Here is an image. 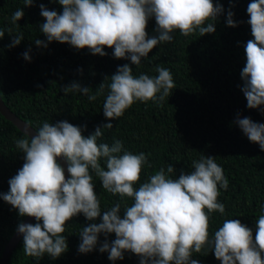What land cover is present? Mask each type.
Instances as JSON below:
<instances>
[{"label": "clouds", "instance_id": "clouds-1", "mask_svg": "<svg viewBox=\"0 0 264 264\" xmlns=\"http://www.w3.org/2000/svg\"><path fill=\"white\" fill-rule=\"evenodd\" d=\"M33 2L24 0V5L31 7ZM57 2L62 7L61 13L40 5L44 19L40 31L46 42L36 39L37 47L46 48L56 41L76 50L87 48L92 55L101 57L107 55L104 48H110L115 59L130 61L119 66L106 85L102 109L107 121L122 117L136 102L160 105L176 87L167 68L157 65L156 76L137 77L130 65L139 66L157 45L171 43L174 32L184 37L213 34L215 22L224 12L222 5L213 0ZM246 11L252 39L244 46L246 63L240 72L243 82L240 90L248 109L264 113V0H252ZM23 16L24 12L17 9L11 17L12 24L17 25ZM233 16L229 9L227 27L238 26ZM151 19L156 25L153 36L146 31ZM4 34L0 30V39ZM22 40L23 34L14 35L8 47L18 46ZM23 58L30 60L28 52ZM98 88L93 94L89 87L72 82L60 90L64 94L78 92L93 102L103 94L105 84L102 82ZM235 123L249 142L264 151V123L239 116ZM112 128L111 122L105 123L85 137L81 127L66 120L55 124L45 121L34 134L25 131L21 138L14 139L24 162L8 181V192L0 193V199L16 210L19 217L36 221L19 223L16 229L23 238L25 256L41 259L48 255L53 260L60 257L68 247L63 235L66 224L82 214L91 223L79 232L81 254L96 249L98 237L103 234L105 240L98 251L108 253L109 261L113 262L123 260L124 253L130 252L139 258V264H200L192 258L193 253L210 249L220 264H264V204L255 221L254 237L252 229L239 219H225L210 237V215L225 213L218 197L220 189L227 190L229 184L216 158L201 155L192 162L193 170L187 174L181 171L178 178H172L174 168L169 164L166 170L160 168L137 188L134 185L140 181L144 166L151 164L145 153L123 150L120 140L111 145L98 143L104 130ZM58 158L67 163V178ZM93 173L106 192L119 196L121 201L130 198L133 203L122 208L118 202L102 211ZM97 218L99 223L94 222ZM110 234L115 235L111 243L107 240Z\"/></svg>", "mask_w": 264, "mask_h": 264}, {"label": "trees", "instance_id": "trees-1", "mask_svg": "<svg viewBox=\"0 0 264 264\" xmlns=\"http://www.w3.org/2000/svg\"><path fill=\"white\" fill-rule=\"evenodd\" d=\"M216 2L224 12L217 18L213 34L184 37L174 32L171 43L157 45L139 66L130 65L137 77L156 76L157 65L169 69L176 85L172 94L160 105L136 102L122 117L107 121L102 109L108 91L106 85L117 68L130 61L115 59L110 48H104L107 55L101 57L92 55L87 48L76 50L56 41L48 43L46 48L37 47L36 39L46 42L40 31L44 23L40 5L61 13L57 0H34L31 7H25L24 0H0V30L5 31L0 39V99L34 130L45 121L55 124L66 120L81 127L87 137L97 126L111 122L113 128L104 130L97 142L111 145L114 140H120L123 150L133 154L143 152L151 164L144 166L140 181L134 185L137 188L160 168L166 170L169 164L174 168L172 178H178L181 171L186 174L192 171V162L201 155L216 158L229 184L227 190L220 189L218 197L225 213L210 215V237L225 219H239L252 229L254 237L255 221L264 204V151L258 144L249 142L235 123L237 116L264 123V113L248 109L240 90L243 86L240 72L246 63L244 46L252 39L246 11L252 0H232L231 4L229 0H213ZM17 9L24 12L18 26L11 22ZM229 9L238 23L235 28L226 26ZM155 27V20H149L146 28L149 36L156 34ZM18 34H23V40L9 48L13 36ZM25 52L29 61L23 58ZM72 82L89 87L93 94L102 82L105 89L95 101L89 102L87 96L78 92L64 94L60 90ZM22 135L0 114V193L8 192V181L23 165V153L14 143ZM100 163L104 166L103 160ZM92 175L102 211L118 202L122 208L133 203L130 198L121 201L119 196L106 192L99 178ZM120 214L123 216V209ZM23 218L0 199V255ZM94 222L99 223V218ZM89 223L79 214L66 224L63 235L67 239V251L55 260L48 255L41 259L25 256L21 237L6 264H139V258L130 252L124 253L123 260L109 261L108 253L98 251L105 240L103 234L98 237L96 249L79 253V232ZM114 239V234L107 237L109 243ZM192 258L200 264H220L210 249L193 253Z\"/></svg>", "mask_w": 264, "mask_h": 264}, {"label": "water", "instance_id": "water-1", "mask_svg": "<svg viewBox=\"0 0 264 264\" xmlns=\"http://www.w3.org/2000/svg\"><path fill=\"white\" fill-rule=\"evenodd\" d=\"M0 114L8 121H10L20 132H22L23 134L25 133V131H28L31 134H34V129L31 128L27 123H25L24 121H22L21 119H19L14 113H12L1 101L0 99ZM28 127H30L32 130L27 129ZM58 163L61 164V166L65 169V177L67 178V163L66 161H64L62 158H58ZM35 219L34 218H30L25 216L23 218V220L21 221V223H33ZM17 229V228H16ZM16 229L14 230V232L12 233V235L9 237V239L7 240L6 244L4 245L2 251H1V255H0V264H6L8 257L11 253V251L13 250V248L15 247V245L17 244V242L19 241V239L22 236L17 235Z\"/></svg>", "mask_w": 264, "mask_h": 264}]
</instances>
